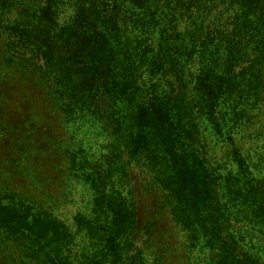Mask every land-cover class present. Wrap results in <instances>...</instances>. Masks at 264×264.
Returning <instances> with one entry per match:
<instances>
[{"label":"trees","instance_id":"trees-1","mask_svg":"<svg viewBox=\"0 0 264 264\" xmlns=\"http://www.w3.org/2000/svg\"><path fill=\"white\" fill-rule=\"evenodd\" d=\"M2 85L91 194L73 228L0 188L2 264H168L163 216L209 264H264L235 228L264 238V0H0ZM93 120L98 169L68 134Z\"/></svg>","mask_w":264,"mask_h":264},{"label":"rangeland","instance_id":"rangeland-1","mask_svg":"<svg viewBox=\"0 0 264 264\" xmlns=\"http://www.w3.org/2000/svg\"><path fill=\"white\" fill-rule=\"evenodd\" d=\"M3 88L5 89L4 85L0 87V95L3 94ZM12 105L15 108L14 104L0 97V188L10 186L21 193L52 199L51 205L60 214V218L67 220V223H71L75 228L72 221L74 215L89 210L88 202L91 194L88 185L80 179L76 181L68 179L67 164L61 163L54 142L50 144L55 138L38 129L34 121L25 120L28 117L16 120L14 117L18 113L12 109ZM6 118L9 119L8 124ZM107 126L104 122L93 120L82 129L72 126L68 130V134L75 133L78 146L89 150L97 169L103 168L110 150L106 145L108 137L105 131L109 130ZM68 134L58 137L66 139L69 137ZM247 145L251 148L250 154L256 155L255 141H250ZM27 151H32L29 158L25 155ZM143 168H145L143 164L133 163L136 172ZM73 186V193L70 194ZM145 197L142 195L144 205L147 204ZM143 214L145 215L144 206L141 211V215ZM162 222L159 227L160 246L171 259L168 264H209L206 254L189 248L187 236L178 224L172 222L169 216H163ZM244 227L241 223L235 224L236 230L247 234L250 240L257 241L258 246H264L263 234L260 235L258 231L247 228L246 231H253L249 235L248 232L243 231ZM0 264H2L1 260Z\"/></svg>","mask_w":264,"mask_h":264}]
</instances>
